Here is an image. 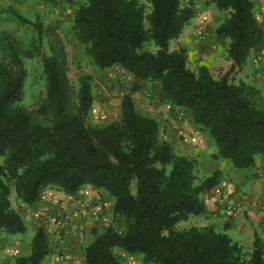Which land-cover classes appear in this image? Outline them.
<instances>
[{"label":"trees","instance_id":"trees-1","mask_svg":"<svg viewBox=\"0 0 264 264\" xmlns=\"http://www.w3.org/2000/svg\"><path fill=\"white\" fill-rule=\"evenodd\" d=\"M69 2L74 39L85 45L94 65H119L138 79L157 82L163 99L184 109L211 137L217 149L214 159H227L237 169L251 167L257 156L264 162V107L256 89L231 82L229 73L215 78L205 65L192 70L183 49L170 50V41L197 16L193 1ZM206 2L228 12L215 33L228 41L230 72L243 67L264 40L255 3ZM44 38L39 32L41 46ZM149 42L155 51L145 49ZM8 48L18 66L0 61V235L26 230L12 206V192L18 201L34 204L48 188L74 193L91 185L114 199L116 226L95 235L85 264H118L116 247L142 255L146 264H264V242L257 233L247 251L212 224L180 227L207 212L204 196L219 184L221 172L202 175L197 159L177 153L162 139L158 121L140 113L130 94L122 98L118 119L88 124L95 100L92 76H80L75 94L64 47L48 45V54L37 47L46 99L28 111L21 106L26 80L22 60L35 56L30 48ZM228 228L227 223L224 230ZM49 253L48 233L40 228L31 254L16 263L40 264Z\"/></svg>","mask_w":264,"mask_h":264},{"label":"crops","instance_id":"crops-1","mask_svg":"<svg viewBox=\"0 0 264 264\" xmlns=\"http://www.w3.org/2000/svg\"><path fill=\"white\" fill-rule=\"evenodd\" d=\"M256 6L258 19L263 25L264 35V0H252ZM205 11H199L196 23L185 27L178 39L170 41V50L183 49L187 61L208 67L210 72H216L215 78L227 75L231 82L246 83L258 92L259 105L264 107V40L255 47L247 63L236 67L230 72L233 60L227 57V44L221 41H201L197 27L205 26L207 34L215 32L217 27L207 21ZM218 26V25H217ZM121 68L124 75L137 83L138 89H123V95L130 94L137 110L147 116L155 118L159 123L161 138L168 141L175 151L182 155L195 157L199 163L202 175H209L215 171L221 172L219 184L204 196L207 212L201 226L212 224L217 230H224L225 213L228 210L236 212L230 221L228 233L241 237L244 246L251 249L255 233L264 242V228L261 221L264 213L260 210L264 202V162L257 156L255 163L246 169H237L224 158L214 159L217 152L213 140L192 119L187 116L179 119L174 107L165 99L159 85L155 81L138 79L119 65L112 68V72ZM193 70V68H191ZM263 71V72H262ZM114 76V75H113ZM118 81V76L113 77ZM136 86V87H137ZM130 87V86H128ZM151 95V101L145 96ZM121 104V101L119 105ZM120 114V111H118ZM11 202L13 208L22 216L26 226L24 233L0 235V264H17L21 256H28L32 252V244L37 231L41 228L39 207L50 205L54 210L55 219L65 215L70 217V230L63 234L58 241L49 236L50 253L40 264H85L86 248L93 242L95 235L102 234L107 228L116 226L112 217L114 199L103 190L91 185L82 187L74 193H65L54 188L46 189L40 200L34 204H25L16 199L12 192ZM260 230V231H259ZM118 264H146L142 255H132L122 248L113 250Z\"/></svg>","mask_w":264,"mask_h":264},{"label":"rangeland","instance_id":"rangeland-1","mask_svg":"<svg viewBox=\"0 0 264 264\" xmlns=\"http://www.w3.org/2000/svg\"><path fill=\"white\" fill-rule=\"evenodd\" d=\"M180 1L182 4H188L193 1L197 8V13L205 11L207 21L212 23L213 27H217L228 16V12L219 10L213 4H208L206 0ZM147 10H149L148 6ZM72 12L73 7L69 0H54L52 2H44L42 0H0V61L16 68L18 66L17 60L11 56L8 47L18 46L31 49L35 57L22 60V65L26 71V80L24 99L21 102V106L28 111H32L40 107L46 99V77L42 68V57L38 56L39 48L37 47H43V52L46 54L49 53L46 48L48 45L64 47L67 64L66 72L75 94L79 90L80 76L83 73L92 76L95 100L87 119L88 124H105L119 118V103L122 101L125 92L123 89L132 88L136 90L135 87L138 84L129 80L121 68L112 72L110 68L100 69L94 65L85 54V45L74 39ZM17 14L21 18L17 17ZM196 22V17L190 21L193 24ZM39 32L45 35L42 46L37 41ZM208 39L209 41H221L222 45L228 43V41L218 38L215 32L209 34ZM145 49L148 51L156 50L152 42L147 43ZM187 66L190 69L197 70L195 63L192 61H187ZM212 74L216 76L214 70ZM115 76H118V81H114L113 77ZM262 76H264V72ZM213 145L216 148L214 143ZM132 190L135 192V186H133ZM260 207V210L264 213V202H262ZM225 214L226 224H229L235 216L229 221L228 213L226 212ZM203 217L204 214L193 216L187 222L181 223L180 227L201 226L204 221ZM261 224L264 228V218H262ZM218 231L227 233L225 230ZM227 234L234 241L244 246L241 237L235 236L230 231ZM244 247L247 251L250 250V247Z\"/></svg>","mask_w":264,"mask_h":264},{"label":"built area","instance_id":"built-area-1","mask_svg":"<svg viewBox=\"0 0 264 264\" xmlns=\"http://www.w3.org/2000/svg\"><path fill=\"white\" fill-rule=\"evenodd\" d=\"M197 33L201 41H206L208 39V35L205 26L203 24L197 27ZM145 96L149 99V101H151V95L149 92H145ZM169 103L174 107L179 119H184L185 117H187V112L184 109L176 105H173L171 102ZM38 210L41 216L40 217L41 228L46 230L48 236L51 239L58 241L63 234H67L69 232L70 217L68 215H65L61 219H55V217L53 216L54 210L50 205H42L39 207ZM227 213H228L229 221L233 216L236 215V212L233 210H228Z\"/></svg>","mask_w":264,"mask_h":264}]
</instances>
